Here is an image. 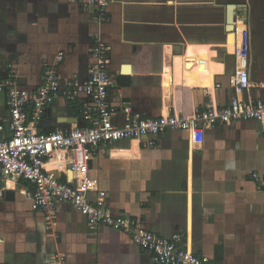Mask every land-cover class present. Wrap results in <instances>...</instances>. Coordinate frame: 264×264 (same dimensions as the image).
I'll return each instance as SVG.
<instances>
[{
    "label": "crops",
    "instance_id": "1",
    "mask_svg": "<svg viewBox=\"0 0 264 264\" xmlns=\"http://www.w3.org/2000/svg\"><path fill=\"white\" fill-rule=\"evenodd\" d=\"M90 1L0 0V79L12 63L19 84L35 90L63 52L62 78L85 80L99 38L110 47L109 94L119 110L191 115L236 95L264 98V0H109L103 20ZM245 25L250 87L238 94L232 79ZM89 104L83 94L74 101L61 95L37 130L84 125ZM8 117L0 92V120ZM263 126L249 120L207 128L198 147L184 130L162 132L154 146L144 138L112 142L94 156L90 174L115 214L164 237L181 234L183 248L215 264H264ZM68 160L60 153L48 168L70 178ZM30 189L11 182L0 199V264H157L128 234L90 225L68 202L52 215L34 210Z\"/></svg>",
    "mask_w": 264,
    "mask_h": 264
},
{
    "label": "built area",
    "instance_id": "2",
    "mask_svg": "<svg viewBox=\"0 0 264 264\" xmlns=\"http://www.w3.org/2000/svg\"><path fill=\"white\" fill-rule=\"evenodd\" d=\"M90 2L98 9L99 18L105 19L109 0ZM251 45V31L245 25L237 49L238 69L232 79L238 94L250 87ZM109 51L110 47L98 38L91 50L93 62L85 80L62 78L58 66L64 53L60 52L56 61L45 68L42 82L35 90L20 85L15 67L12 63L7 65L8 73L0 79V92L7 94L9 106L8 119L0 120V199L9 188V182L23 181L32 186L28 195L34 210L52 215L59 202H68L90 225H104L128 234L151 254L154 263L215 264L209 256L183 248L181 234L164 237L127 214H115L108 205L106 192L99 189L90 174V163L104 146L124 139L144 138L145 146H154L162 132L184 130L189 132L191 143L198 147L204 144L207 128L249 120L264 124V98L244 100L236 95L224 106L196 108L191 115L172 112L143 117L130 108L119 110L110 100L113 80ZM82 94L90 100L89 107L82 109L84 125L49 132L37 130L53 99L63 95L74 101ZM120 113L121 118L117 120ZM60 153L69 155L70 178L62 179L48 168ZM252 176L256 180L260 178L257 172ZM91 192H97L95 199L90 197Z\"/></svg>",
    "mask_w": 264,
    "mask_h": 264
},
{
    "label": "water",
    "instance_id": "3",
    "mask_svg": "<svg viewBox=\"0 0 264 264\" xmlns=\"http://www.w3.org/2000/svg\"><path fill=\"white\" fill-rule=\"evenodd\" d=\"M231 7H233V6L231 5Z\"/></svg>",
    "mask_w": 264,
    "mask_h": 264
},
{
    "label": "bare ground",
    "instance_id": "4",
    "mask_svg": "<svg viewBox=\"0 0 264 264\" xmlns=\"http://www.w3.org/2000/svg\"><path fill=\"white\" fill-rule=\"evenodd\" d=\"M9 183H11V182H9Z\"/></svg>",
    "mask_w": 264,
    "mask_h": 264
}]
</instances>
